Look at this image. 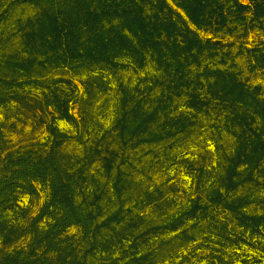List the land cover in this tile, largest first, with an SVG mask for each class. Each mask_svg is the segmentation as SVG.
<instances>
[{"label":"trees","instance_id":"1","mask_svg":"<svg viewBox=\"0 0 264 264\" xmlns=\"http://www.w3.org/2000/svg\"><path fill=\"white\" fill-rule=\"evenodd\" d=\"M17 2L31 12L15 19L19 47L0 58V264L264 263V97L234 70L202 64L220 54L213 34L248 13L264 22V0H0V31ZM250 50L264 65V49ZM122 60L153 70L117 85L109 126L72 164L57 121L77 128ZM212 108L230 141L184 159L187 183L156 181L135 161ZM20 120L41 123L45 138L7 144ZM95 156L102 178L87 167Z\"/></svg>","mask_w":264,"mask_h":264},{"label":"rangeland","instance_id":"2","mask_svg":"<svg viewBox=\"0 0 264 264\" xmlns=\"http://www.w3.org/2000/svg\"><path fill=\"white\" fill-rule=\"evenodd\" d=\"M241 1L243 4L249 3L248 0ZM8 10L5 26L0 31V58L5 56L8 51L16 50L19 47L18 37L14 34V22L18 16L29 14L31 7L17 2L12 4ZM250 18L248 13L246 22L235 23V25L231 22L230 26L232 27L230 29L213 34V39L220 42L218 44L220 54L212 58H203L202 64L234 70L245 86L264 97V65L256 63L250 50L254 47L264 49V22H251ZM121 62V67L115 73H109L104 78L109 86L107 92L98 94L90 107L81 110L85 117L78 123L77 128L63 119L57 121L58 127L69 132L71 136L62 148L70 157L72 164H79L87 160V150L98 143V136L103 129L109 126L114 102L118 95L117 85L121 84L126 88H132L136 83L141 82L143 74L153 70L150 63L141 70L128 60ZM78 78L77 75L72 76L73 82L77 85V90L74 92L76 93L74 94L75 99L83 95ZM175 101V105L183 108V99ZM73 111L78 113L76 107ZM11 118L13 119V117ZM194 121L195 123L188 133L177 137L170 143L151 146L153 151L150 153H147L148 149L143 148L132 154L136 162H144L152 179L157 181L169 175L179 182L185 181L187 183V176L183 173L185 170L184 159L190 161L207 150H211L213 140H218L222 144L230 141L231 133L223 125V113H220L216 108L198 113ZM4 137L7 144L16 147L26 145L29 141L38 139L42 141L45 138V131L41 123L37 121L30 123L28 120L26 123H21L20 120L14 129H5ZM106 137L104 143L109 141L113 144V137L111 135ZM87 167L99 174V178H102L101 160L98 157L95 156ZM44 195L45 190H41L40 197L31 201L32 212L37 209ZM26 199V196L23 195L20 202L25 204ZM194 264H205V261L204 259H197Z\"/></svg>","mask_w":264,"mask_h":264}]
</instances>
